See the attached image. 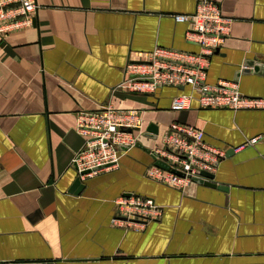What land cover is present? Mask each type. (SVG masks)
Here are the masks:
<instances>
[{
  "label": "crops",
  "instance_id": "1",
  "mask_svg": "<svg viewBox=\"0 0 264 264\" xmlns=\"http://www.w3.org/2000/svg\"><path fill=\"white\" fill-rule=\"evenodd\" d=\"M198 0H37L34 27L0 35V263L264 264V108L171 111L189 88L118 89L130 59L155 47L198 52L174 14ZM233 19L205 81L264 99V0H213ZM145 108L144 128H200L225 155L208 183L185 191L145 176L143 147L74 185L84 142L78 111ZM148 132V131H147ZM144 144V145H143ZM148 149V148H147ZM149 197L156 219L113 222L124 194Z\"/></svg>",
  "mask_w": 264,
  "mask_h": 264
},
{
  "label": "built area",
  "instance_id": "2",
  "mask_svg": "<svg viewBox=\"0 0 264 264\" xmlns=\"http://www.w3.org/2000/svg\"><path fill=\"white\" fill-rule=\"evenodd\" d=\"M38 9L37 0H0V35L34 27ZM173 18L186 23L185 39L199 51L155 47L142 59L127 61L117 88L127 94L152 95L162 87H188V93L172 98L171 111H188L193 102L202 109H263V98L243 95L235 83L205 81L210 57L229 36L233 21L223 14L220 4L198 0L192 13L174 14ZM145 112V108H118L109 102L78 111L76 131L84 142L70 162L77 177L84 180L116 165L120 153L137 143L142 145L144 138L152 141L147 147L152 159L145 171L147 178L183 192L196 180H207L202 172L214 173L225 152L207 144L200 128L172 122L149 137L144 128ZM156 161L168 168L155 165ZM115 205L112 221L128 225L146 223L161 214L151 198L139 195H122Z\"/></svg>",
  "mask_w": 264,
  "mask_h": 264
},
{
  "label": "water",
  "instance_id": "3",
  "mask_svg": "<svg viewBox=\"0 0 264 264\" xmlns=\"http://www.w3.org/2000/svg\"><path fill=\"white\" fill-rule=\"evenodd\" d=\"M180 89H182V87ZM124 130H129V129H124ZM147 131H148V133H147L148 135L147 136L154 137L155 134L158 131V127L155 124H151V125L148 126ZM136 147H143V146L140 143H137L136 144ZM122 148L125 149L126 147H122ZM145 149L148 151L147 148H145ZM155 165H158V166H160V167H162L164 169H167L168 168L167 165L165 163L161 162V161H156L155 162ZM202 175L204 177H206L207 180L198 179V180H196V182L197 183H201V184H210L208 182L211 181V179L213 178V175L212 174H208L206 172H202ZM79 184H80V180H79V178H77V180L75 181V184L74 185H79ZM124 195L125 196H129L130 194L127 193V194H124ZM0 264H2V263H0ZM10 264H14V263H10ZM20 264H25V263H20ZM34 264H52V263H34Z\"/></svg>",
  "mask_w": 264,
  "mask_h": 264
}]
</instances>
